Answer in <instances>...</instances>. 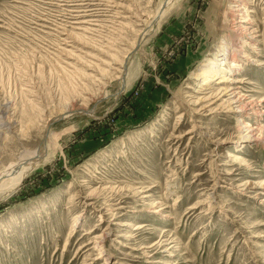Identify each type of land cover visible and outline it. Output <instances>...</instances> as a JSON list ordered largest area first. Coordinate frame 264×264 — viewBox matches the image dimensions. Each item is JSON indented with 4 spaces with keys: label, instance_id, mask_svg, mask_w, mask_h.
Instances as JSON below:
<instances>
[{
    "label": "rangeland",
    "instance_id": "obj_1",
    "mask_svg": "<svg viewBox=\"0 0 264 264\" xmlns=\"http://www.w3.org/2000/svg\"><path fill=\"white\" fill-rule=\"evenodd\" d=\"M244 2L0 0V178L50 149L0 192V264H264V144L241 126L264 117L212 111L223 76L264 100V0Z\"/></svg>",
    "mask_w": 264,
    "mask_h": 264
},
{
    "label": "bare ground",
    "instance_id": "obj_2",
    "mask_svg": "<svg viewBox=\"0 0 264 264\" xmlns=\"http://www.w3.org/2000/svg\"><path fill=\"white\" fill-rule=\"evenodd\" d=\"M233 2L235 3V5L233 7H236V8L232 11L243 12L248 5L244 2V0H233ZM169 3L170 2L167 1V5L162 10L159 9V11L157 12V14H158L157 19L161 17L159 14H162L165 12V9ZM236 16L237 15L235 14V12L231 13V16H230V18H231L230 22L231 23H233L236 20ZM247 21L248 20H245L243 22H238V24L236 25V26H238L237 29H239L238 32L241 31L240 33H238L237 30L234 29V27H231V30H230L232 33L231 37L233 39H235L236 42L234 41V43L231 44L230 51H229V53H227V58L225 57L224 59H221V60H223V62H226V64H227L228 60H231V62L228 63L230 71H232V69L236 70V68L238 67L237 63L240 62V59H244L246 57L245 53L242 52L243 50H241V46L240 45L237 46V41H241V42H239L241 44V43L245 42V39H247L249 36L256 33L254 30L251 31V27L245 26L246 28H241V26L244 25L241 23H247L248 24ZM233 24H235V23H233ZM141 32H143V31H141ZM220 67L222 68V64H220V66L219 65L216 66L215 69L219 70V69H221ZM219 71H222V70H219ZM217 76L219 77L221 75H218L217 72L214 74H211V75L210 74L205 75V76L203 75V77H205L206 80L204 82H202V84L209 83L212 79H214ZM222 83H225V85H223V87H220L219 91L215 93V96H213V98H215L216 101H219L224 97V100H222V102H221L222 104L220 103V105L216 106L212 111L218 112V111L224 109L228 113L231 112L236 116L254 115L256 117H264V111L261 110V108H260L262 105L261 103H263L264 100H261L258 103L257 102L255 103L252 100H251L252 102H247L246 98L243 95H240L239 92H236V89H239V88H235V86H236L235 84L239 83V81H236L235 77L232 78L231 76L230 77L223 76ZM219 96H220V98H219ZM206 100H208V99H205L204 101H206ZM247 100H248V98H247ZM199 101L203 102L202 100H199ZM213 103L214 102H212L211 104H209L205 108H209L210 106L214 105ZM247 107H249L250 112L247 111ZM210 111H211V109H210ZM246 111L248 112V114H246L247 113ZM0 124H2V123H0ZM242 124L243 125H241V126H243V128L245 129V132H246L245 136L243 137L245 139L244 141L262 142L264 144V136L261 135V133L259 132V128L250 127V125L248 126L246 124V122H244V121L242 122ZM253 125H256V124H253ZM258 126H259V124H258ZM43 144L44 145L41 149H38L35 153L29 154L28 157H25L26 159L23 161V163L21 165L9 169V171L6 170L5 173L3 172L4 177L2 179L0 178L1 179V181H0V192L3 193L2 195L8 194L12 190H14L22 182V180L26 177V174L29 173V171L32 168L34 169L35 166L40 165L44 160L47 159L46 158L47 154H45V153L47 150H50V149H48L49 147L47 144H45V143H43ZM227 156L230 158L229 154ZM98 257L101 258L102 257L101 254Z\"/></svg>",
    "mask_w": 264,
    "mask_h": 264
}]
</instances>
